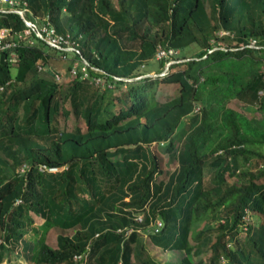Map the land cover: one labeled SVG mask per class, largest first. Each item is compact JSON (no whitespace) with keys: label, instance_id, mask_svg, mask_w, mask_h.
Listing matches in <instances>:
<instances>
[{"label":"trees","instance_id":"trees-1","mask_svg":"<svg viewBox=\"0 0 264 264\" xmlns=\"http://www.w3.org/2000/svg\"><path fill=\"white\" fill-rule=\"evenodd\" d=\"M14 1L80 38V54L26 34L11 6L0 12L17 43L0 55V264H161L140 240L148 230L179 264H264V118L230 106L264 115V0ZM159 47L179 51L164 76ZM57 59L70 75L88 64L65 94ZM172 85L179 94L161 102ZM155 146L177 162L168 177ZM53 229L74 233L51 247Z\"/></svg>","mask_w":264,"mask_h":264},{"label":"rangeland","instance_id":"rangeland-1","mask_svg":"<svg viewBox=\"0 0 264 264\" xmlns=\"http://www.w3.org/2000/svg\"><path fill=\"white\" fill-rule=\"evenodd\" d=\"M257 44V41L254 40L252 42V45ZM70 60L71 57H73L72 55L69 56ZM16 58V57H14ZM61 59V58H60ZM178 61V60H177ZM181 61V60H179ZM51 66L52 69L54 71H56L58 74H56V77L60 78V82L63 85V94H65L67 88H68V83L69 80L72 79V75L69 74L68 71V67H69V63L68 61H64V60H55L54 62H51ZM77 67L79 69H81V63L84 64L83 61H77ZM152 65V69L150 68ZM168 65L166 66L165 71H162V73H160L161 76H164L167 69H168ZM40 68V66H38V69ZM148 68V70L150 71V75L152 76H156L157 73V64L152 61L150 62V64H147V66L145 67V69ZM14 73H16V70L14 69ZM38 76L41 77H45V78H50L52 79V75L50 72L46 73V72H39L37 73ZM32 77L29 78V81L32 80ZM142 78V77H141ZM140 79V78H137ZM162 88L160 89L159 92V99L161 102H165L167 100H170L174 97H176L179 94V86L177 85H172V86H161ZM231 107L235 108L236 110L241 111L242 113H244L247 117L249 118H254L257 120H263L264 115L262 114V112L258 109V106H253V105H246L244 103H241L239 101H233L230 104ZM144 121H146V119H144ZM60 123L61 125L63 124V118L60 117ZM70 124H72V120L69 121ZM71 126V125H70ZM186 128L183 129V126L181 125L179 127V130L177 131V135L175 137L177 142H181L182 139L184 138V134H185ZM157 148V149H156ZM165 146H155L154 149L158 150V153L160 154L161 158H162V167L164 169V172L166 174V176L164 175V177H168L175 169L177 166V162L175 161L174 157H171V155H166L164 154L165 152ZM164 154V155H163ZM138 217L143 218V215H139ZM37 223H42L43 221L39 218H35ZM150 232V230L148 231H142L141 233V238L140 240L146 243L147 245V249L149 251V253L151 254V256L158 261L161 264H179V261L182 259V257L184 256L183 253L181 252H174V253H166L160 249H157L156 247H154L151 243L150 240L148 238V233ZM74 233L73 230L71 231H62L60 229H53L49 232L48 234V238H47V243L51 246V247H56L57 246V236L59 234H64V235H72ZM241 237H244V233L241 234ZM206 256V255H205ZM203 256V257H205ZM195 259H199V258H195ZM5 262L7 264H29L27 261H25L24 258L20 257L17 258V255L14 254L12 255L10 258H6Z\"/></svg>","mask_w":264,"mask_h":264},{"label":"built area","instance_id":"built-area-1","mask_svg":"<svg viewBox=\"0 0 264 264\" xmlns=\"http://www.w3.org/2000/svg\"><path fill=\"white\" fill-rule=\"evenodd\" d=\"M19 2L14 1V0H0V12H6L7 10L4 9V7L6 6H11V9H13L14 12H17L22 19L25 21V24L28 27V30L26 31V34H29L31 32L36 33V36L39 39L44 40L48 46H50L53 49H57V50H62V51H66V52H76L77 54H80V51L77 50V48L79 47V43H80V38H75L73 39L72 35H61L55 32L54 28H50L49 24H44L42 26H39V22L38 21H29L27 19V14H29V11L27 9H18L15 6L18 5ZM11 36V32L9 29L6 28H0V55L2 54V52L4 51H8L16 48L17 47V43L13 42V41H9V37ZM30 44H33L34 41L31 40L29 42ZM12 57H16V55L13 53ZM179 57V51H176L172 48H163V47H159L157 53H156V58L158 60L161 59H168L169 63L168 66L175 63L176 61L174 60L175 58ZM84 64L81 63V73L83 74V78L88 76V64L83 61ZM75 66H77V64H75ZM73 66V69L71 70V73L73 75H77L78 69ZM41 69V68H40ZM167 72V71H166ZM166 74V73H165ZM149 76V75H146ZM57 79L59 80L60 78L57 77ZM102 80L100 78H96L95 79V84L96 85H102ZM42 170H46L50 173H56L59 171V169L57 167H47V166H43L41 167ZM25 168H22V171H24ZM137 221L142 222L143 218L138 217ZM155 229L153 232H159L161 230L162 227V222L161 221H157L155 223ZM87 259V254H78L75 255L74 257V261L78 264H84L85 260Z\"/></svg>","mask_w":264,"mask_h":264}]
</instances>
